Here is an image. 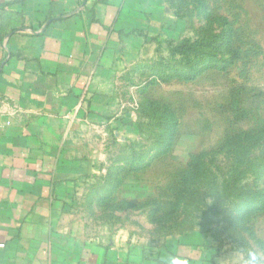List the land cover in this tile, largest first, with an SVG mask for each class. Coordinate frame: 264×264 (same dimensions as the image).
Returning a JSON list of instances; mask_svg holds the SVG:
<instances>
[{"label":"rangeland","instance_id":"374dc122","mask_svg":"<svg viewBox=\"0 0 264 264\" xmlns=\"http://www.w3.org/2000/svg\"><path fill=\"white\" fill-rule=\"evenodd\" d=\"M142 2L105 110L68 135L63 220L144 253L200 228L224 264L264 260V0Z\"/></svg>","mask_w":264,"mask_h":264},{"label":"crops","instance_id":"0c3cea01","mask_svg":"<svg viewBox=\"0 0 264 264\" xmlns=\"http://www.w3.org/2000/svg\"><path fill=\"white\" fill-rule=\"evenodd\" d=\"M142 3L0 0V264H224L200 228L144 253L76 238L63 220L68 135L105 110L106 72Z\"/></svg>","mask_w":264,"mask_h":264},{"label":"clouds","instance_id":"9594fccd","mask_svg":"<svg viewBox=\"0 0 264 264\" xmlns=\"http://www.w3.org/2000/svg\"><path fill=\"white\" fill-rule=\"evenodd\" d=\"M244 264H264V260H261L256 252L249 250Z\"/></svg>","mask_w":264,"mask_h":264}]
</instances>
